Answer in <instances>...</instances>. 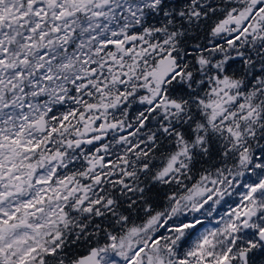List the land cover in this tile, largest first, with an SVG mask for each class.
Returning a JSON list of instances; mask_svg holds the SVG:
<instances>
[{
    "label": "snow or ice",
    "instance_id": "6c2138e0",
    "mask_svg": "<svg viewBox=\"0 0 264 264\" xmlns=\"http://www.w3.org/2000/svg\"><path fill=\"white\" fill-rule=\"evenodd\" d=\"M0 264H264V0H0Z\"/></svg>",
    "mask_w": 264,
    "mask_h": 264
}]
</instances>
